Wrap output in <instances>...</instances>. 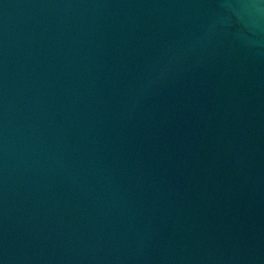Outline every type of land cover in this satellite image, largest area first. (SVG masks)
<instances>
[{"label":"water","instance_id":"1","mask_svg":"<svg viewBox=\"0 0 264 264\" xmlns=\"http://www.w3.org/2000/svg\"><path fill=\"white\" fill-rule=\"evenodd\" d=\"M0 264H264V0H0Z\"/></svg>","mask_w":264,"mask_h":264}]
</instances>
